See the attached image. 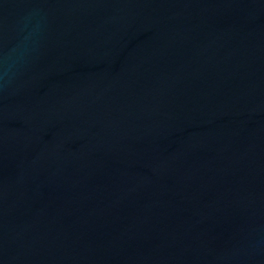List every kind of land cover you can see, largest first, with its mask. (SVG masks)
I'll return each mask as SVG.
<instances>
[{"label":"water","instance_id":"95a60500","mask_svg":"<svg viewBox=\"0 0 264 264\" xmlns=\"http://www.w3.org/2000/svg\"><path fill=\"white\" fill-rule=\"evenodd\" d=\"M0 264H264V0H0Z\"/></svg>","mask_w":264,"mask_h":264}]
</instances>
